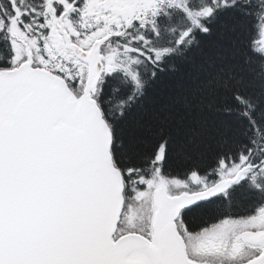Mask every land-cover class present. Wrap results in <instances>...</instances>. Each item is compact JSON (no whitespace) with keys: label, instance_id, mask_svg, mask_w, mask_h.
<instances>
[{"label":"snow or ice","instance_id":"obj_1","mask_svg":"<svg viewBox=\"0 0 264 264\" xmlns=\"http://www.w3.org/2000/svg\"><path fill=\"white\" fill-rule=\"evenodd\" d=\"M0 264H264V0H0Z\"/></svg>","mask_w":264,"mask_h":264},{"label":"trees","instance_id":"obj_2","mask_svg":"<svg viewBox=\"0 0 264 264\" xmlns=\"http://www.w3.org/2000/svg\"><path fill=\"white\" fill-rule=\"evenodd\" d=\"M220 42L223 43L224 45H227L229 42V39H228V37H223ZM194 55H196L198 57V54H194ZM195 63H198V59L194 63L181 65L179 67L177 74H176V77L171 78L172 81L175 82V81L179 80V78L182 77L183 75L194 71L195 70Z\"/></svg>","mask_w":264,"mask_h":264}]
</instances>
